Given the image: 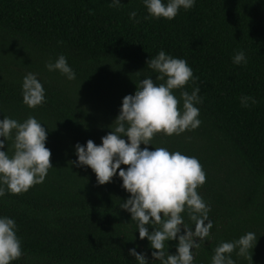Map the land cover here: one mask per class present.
Segmentation results:
<instances>
[{
  "label": "trees",
  "instance_id": "16d2710c",
  "mask_svg": "<svg viewBox=\"0 0 264 264\" xmlns=\"http://www.w3.org/2000/svg\"><path fill=\"white\" fill-rule=\"evenodd\" d=\"M110 3L0 0V119L42 122L53 165L42 183L0 197V216L15 220L23 250L12 264H137L128 253L132 247L159 264L130 213L119 207L130 195L122 180L114 176L98 185L89 167L72 162L77 142L99 145L111 131L122 98L134 94L140 79L155 80L146 61L160 50L186 60L196 81L184 90L199 87L202 97L195 105L197 129L158 133L147 146L195 157L205 172L196 191L211 206L213 227L194 264H211L215 247L247 232L257 242L247 259L234 251L235 264H264V0H196L172 20L145 19L142 0ZM133 10L138 22L129 19ZM241 50L247 64L235 65L232 57ZM59 55L74 80L46 69ZM29 72L45 89L46 102L35 109L22 102V78ZM244 96L256 104L242 107ZM167 243L175 254L177 241Z\"/></svg>",
  "mask_w": 264,
  "mask_h": 264
},
{
  "label": "clouds",
  "instance_id": "9594fccd",
  "mask_svg": "<svg viewBox=\"0 0 264 264\" xmlns=\"http://www.w3.org/2000/svg\"><path fill=\"white\" fill-rule=\"evenodd\" d=\"M120 3L121 0H111L109 6L118 7ZM142 3L147 11L145 19L172 20L181 9L187 11L194 7L196 0H142ZM136 17L135 10L129 12L131 21L138 22ZM232 63L247 64L243 50L235 53ZM146 65L156 74L155 80L151 75L140 79L134 94L122 98L119 114L110 124L114 126L109 125L111 131L101 137L99 145L91 139L83 145L77 142L74 145L76 160L72 163L89 167L98 185L111 182L114 176L122 180L121 187L130 195L119 207L130 213L139 239L146 238L149 242L154 250L151 252L153 260L159 264H194L195 251L209 240L213 227L209 219L211 206L196 191L205 183V172L195 157L163 147L149 150L147 146L153 145L158 133L178 136L199 127V108L195 105L202 103L200 88L194 87L191 93L184 90L190 81H196L193 70L186 60L164 50L150 57ZM45 67L50 72L58 71L69 81L76 78L64 55L46 63ZM174 90H180L179 97ZM21 95L22 102L30 109L46 102L45 89L31 72L22 78ZM256 102L251 96L241 98L242 107ZM0 138V197L6 192H27L42 183L53 167L51 151L45 146L47 132L42 122L33 116L22 122L4 116L0 119ZM149 226H152L151 231ZM17 231L13 218L0 216V264H12L22 257ZM172 240L177 241L175 254L168 252L167 242ZM256 242L257 235L253 232L221 242L214 249L211 264H235L234 251L247 259ZM128 253L137 264H149L145 254L136 247L130 248Z\"/></svg>",
  "mask_w": 264,
  "mask_h": 264
}]
</instances>
